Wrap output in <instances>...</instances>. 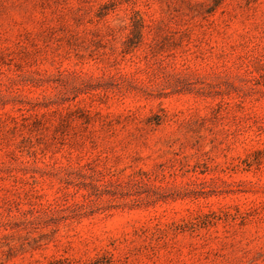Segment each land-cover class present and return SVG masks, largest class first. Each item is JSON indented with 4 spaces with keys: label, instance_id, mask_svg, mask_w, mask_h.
I'll list each match as a JSON object with an SVG mask.
<instances>
[{
    "label": "rangeland",
    "instance_id": "1",
    "mask_svg": "<svg viewBox=\"0 0 264 264\" xmlns=\"http://www.w3.org/2000/svg\"><path fill=\"white\" fill-rule=\"evenodd\" d=\"M0 264H264V0H0Z\"/></svg>",
    "mask_w": 264,
    "mask_h": 264
}]
</instances>
